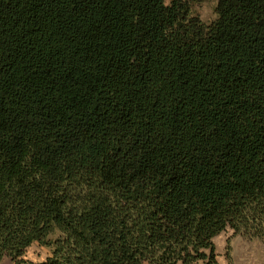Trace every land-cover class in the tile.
Segmentation results:
<instances>
[{"label":"trees","instance_id":"obj_1","mask_svg":"<svg viewBox=\"0 0 264 264\" xmlns=\"http://www.w3.org/2000/svg\"><path fill=\"white\" fill-rule=\"evenodd\" d=\"M0 0V263L220 264L264 240V0Z\"/></svg>","mask_w":264,"mask_h":264},{"label":"rangeland","instance_id":"obj_2","mask_svg":"<svg viewBox=\"0 0 264 264\" xmlns=\"http://www.w3.org/2000/svg\"><path fill=\"white\" fill-rule=\"evenodd\" d=\"M173 0H166L171 4ZM217 0H205L192 5L191 13L205 24H213L217 18ZM220 264H264V240L250 237L235 236L232 230H227L215 239ZM49 256L48 249L33 245L24 257L25 264L39 263ZM0 264H14L5 258Z\"/></svg>","mask_w":264,"mask_h":264}]
</instances>
